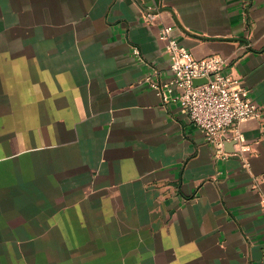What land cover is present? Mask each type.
<instances>
[{"label": "crops", "instance_id": "obj_1", "mask_svg": "<svg viewBox=\"0 0 264 264\" xmlns=\"http://www.w3.org/2000/svg\"><path fill=\"white\" fill-rule=\"evenodd\" d=\"M1 17L12 169L0 264L60 259L68 244L95 245L101 264L115 244L138 264H264V0H0ZM163 25L193 56L224 58L261 108L222 154L147 82L169 78Z\"/></svg>", "mask_w": 264, "mask_h": 264}, {"label": "built area", "instance_id": "obj_2", "mask_svg": "<svg viewBox=\"0 0 264 264\" xmlns=\"http://www.w3.org/2000/svg\"><path fill=\"white\" fill-rule=\"evenodd\" d=\"M156 19V13L144 14L147 23L153 24ZM173 29L174 25H163L158 31L169 56V78L164 82L148 78L147 82L164 105H177L201 131L204 140L222 154L227 143L243 141L239 125L248 120H263V113L242 81L228 71L224 58L193 56L173 36ZM249 151L248 147L241 148L242 153Z\"/></svg>", "mask_w": 264, "mask_h": 264}, {"label": "rangeland", "instance_id": "obj_3", "mask_svg": "<svg viewBox=\"0 0 264 264\" xmlns=\"http://www.w3.org/2000/svg\"><path fill=\"white\" fill-rule=\"evenodd\" d=\"M11 23L12 19L0 18V172L8 168L12 169V159H10V156H12V113L9 111L12 108ZM9 112L11 113V117L7 114ZM75 246L77 248L73 252L71 249L72 245H65V248H70V251L60 256V259L55 258L56 254L49 253L47 254L48 258L45 259H14L12 260V264H101L102 259L91 260L89 258L91 252L95 251V245ZM115 246L117 248L112 253L111 264H138L136 254L132 255V253L122 248V246L126 248V245L115 244ZM85 247L89 248V250H86ZM38 252V249H34L32 255L35 257ZM109 254L107 253L106 255L108 256ZM101 255L104 256L103 254ZM119 257H123L124 260H120Z\"/></svg>", "mask_w": 264, "mask_h": 264}, {"label": "water", "instance_id": "obj_4", "mask_svg": "<svg viewBox=\"0 0 264 264\" xmlns=\"http://www.w3.org/2000/svg\"><path fill=\"white\" fill-rule=\"evenodd\" d=\"M194 84H195V85L198 84V81H195Z\"/></svg>", "mask_w": 264, "mask_h": 264}]
</instances>
